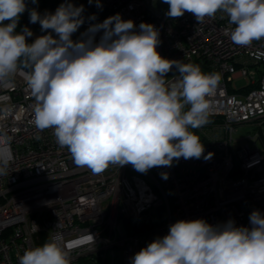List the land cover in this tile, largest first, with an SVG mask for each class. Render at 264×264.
<instances>
[{
	"label": "clouds",
	"instance_id": "clouds-1",
	"mask_svg": "<svg viewBox=\"0 0 264 264\" xmlns=\"http://www.w3.org/2000/svg\"><path fill=\"white\" fill-rule=\"evenodd\" d=\"M163 2L169 18L187 12L204 23L218 12L224 14L234 26L226 35L238 46L264 40V0ZM95 3L102 8L100 0ZM25 11L31 24L39 23L41 32H47L32 43L26 39L33 36L30 28L17 31ZM84 11L71 0L43 14L29 9L26 0H0V89L12 87L22 75L34 99L36 129H51L74 165L94 174L110 165L129 164L147 173L171 167L181 157L204 156V144L190 129L209 122V98L216 93L220 73H204L199 65L162 57L156 50L159 29L152 24L141 22L137 29L120 13L95 22L97 16L86 18ZM86 20L89 26L74 40ZM173 71L174 79H166ZM10 111L7 97L0 95V115ZM10 141L0 129V176L7 174L11 161ZM160 175L169 178L167 172ZM249 225L237 226L233 219L217 224L202 218L178 220L166 235L130 257V264H264V213L253 210ZM72 250V244L54 235L25 249L19 264H72Z\"/></svg>",
	"mask_w": 264,
	"mask_h": 264
},
{
	"label": "built area",
	"instance_id": "built-area-1",
	"mask_svg": "<svg viewBox=\"0 0 264 264\" xmlns=\"http://www.w3.org/2000/svg\"><path fill=\"white\" fill-rule=\"evenodd\" d=\"M100 3L102 8L95 0L92 4L107 11L105 19L120 13L137 29L141 22L159 29L156 50L162 57L220 73L209 98V122L190 129L204 144V156L211 153V158L181 157L171 167L147 173L131 164L110 165L99 174L77 167L51 129H36L34 99L17 75L12 87L0 89L11 106L7 116L0 115V129L11 137V161L7 174L0 176V264H19L25 249L54 235L73 245L72 264H130V257L166 235L178 220L217 224L233 219L247 227L253 210L264 213V40L247 47L234 44L226 35L234 26L219 12L198 23L187 12L169 18L163 0ZM88 26V21L82 25ZM238 78L243 81L239 88ZM243 124L257 130L235 138ZM161 172L169 178L162 179Z\"/></svg>",
	"mask_w": 264,
	"mask_h": 264
},
{
	"label": "trees",
	"instance_id": "trees-1",
	"mask_svg": "<svg viewBox=\"0 0 264 264\" xmlns=\"http://www.w3.org/2000/svg\"><path fill=\"white\" fill-rule=\"evenodd\" d=\"M71 2L76 5V6H80L83 5L84 6V13L83 15L87 18L88 16H91L92 14H95L97 16V20H103L105 19V15H106V10H99L95 7V5L93 4H89L88 1H82V0H71ZM26 3L28 5V8L31 9L33 7L37 8V10L43 14L46 10L48 12H55L56 8L59 5H55L54 3H51L49 0H37L36 4H32L31 0H26ZM87 21V20H86ZM24 26L30 27V26H40L39 23L36 24H31L29 22V13L28 11H25L19 20L18 26H17V31L19 32ZM81 28H83L81 26ZM28 43H32V41L27 39Z\"/></svg>",
	"mask_w": 264,
	"mask_h": 264
},
{
	"label": "rangeland",
	"instance_id": "rangeland-1",
	"mask_svg": "<svg viewBox=\"0 0 264 264\" xmlns=\"http://www.w3.org/2000/svg\"><path fill=\"white\" fill-rule=\"evenodd\" d=\"M51 3H54L55 5H60L61 3H63L64 2V0H49ZM28 28H30L31 30H32V32H33V35H34V37H39V36H41V35H45V34H47V32H41V27H36V26H30V27H28ZM86 29H83V28H81L79 31H77V33H75V34H73V39L75 40V39H77L79 36H80V33L81 32H84ZM50 31V30H49ZM33 37V36H32ZM28 39V38H27ZM33 41V40H32ZM242 84H243V81L242 80H237L236 81V86H237V88H239V87H241L242 86ZM257 130V128L256 127H254V126H252V125H250V124H243V125H241V126H239V128H238V132L234 135V137L236 138V137H240V136H243V135H246V134H252V133H254L255 131ZM153 218L156 220V221H158L159 220V217H158V215H157V213L156 214H154L153 213Z\"/></svg>",
	"mask_w": 264,
	"mask_h": 264
},
{
	"label": "crops",
	"instance_id": "crops-1",
	"mask_svg": "<svg viewBox=\"0 0 264 264\" xmlns=\"http://www.w3.org/2000/svg\"><path fill=\"white\" fill-rule=\"evenodd\" d=\"M36 27H41V26H36ZM40 29H41V28H40ZM80 29H81V28H80ZM80 29H79V30H80ZM83 29H84V28H83ZM79 30H78V31H79ZM26 39H27V38H26ZM35 39H36V37H34V35H33V37H29V38H28V40H30V41H32V40L34 41ZM33 41H32V42H33ZM238 80H241V78H238Z\"/></svg>",
	"mask_w": 264,
	"mask_h": 264
}]
</instances>
